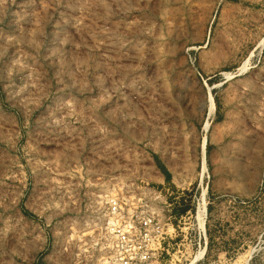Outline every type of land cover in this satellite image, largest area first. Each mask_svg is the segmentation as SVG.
I'll return each instance as SVG.
<instances>
[{
	"label": "rangeland",
	"instance_id": "rangeland-1",
	"mask_svg": "<svg viewBox=\"0 0 264 264\" xmlns=\"http://www.w3.org/2000/svg\"><path fill=\"white\" fill-rule=\"evenodd\" d=\"M111 196L264 264V0H0V264H109Z\"/></svg>",
	"mask_w": 264,
	"mask_h": 264
},
{
	"label": "built area",
	"instance_id": "built-area-1",
	"mask_svg": "<svg viewBox=\"0 0 264 264\" xmlns=\"http://www.w3.org/2000/svg\"><path fill=\"white\" fill-rule=\"evenodd\" d=\"M103 231L109 264H161L170 237L156 214L126 209L117 196L107 200Z\"/></svg>",
	"mask_w": 264,
	"mask_h": 264
},
{
	"label": "bare ground",
	"instance_id": "bare-ground-1",
	"mask_svg": "<svg viewBox=\"0 0 264 264\" xmlns=\"http://www.w3.org/2000/svg\"><path fill=\"white\" fill-rule=\"evenodd\" d=\"M227 77H229V74H225ZM211 99V98H210ZM210 101V100H209ZM209 103H211V102H209ZM212 105V104H211ZM212 110V109H211Z\"/></svg>",
	"mask_w": 264,
	"mask_h": 264
}]
</instances>
